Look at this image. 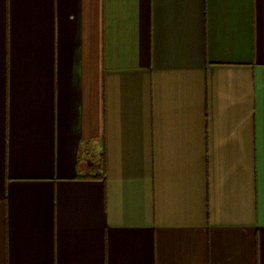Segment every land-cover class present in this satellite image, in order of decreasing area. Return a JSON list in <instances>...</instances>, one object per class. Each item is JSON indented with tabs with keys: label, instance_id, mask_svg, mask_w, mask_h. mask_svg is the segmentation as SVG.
Listing matches in <instances>:
<instances>
[{
	"label": "crops",
	"instance_id": "1",
	"mask_svg": "<svg viewBox=\"0 0 264 264\" xmlns=\"http://www.w3.org/2000/svg\"><path fill=\"white\" fill-rule=\"evenodd\" d=\"M0 264H264V0H0Z\"/></svg>",
	"mask_w": 264,
	"mask_h": 264
}]
</instances>
